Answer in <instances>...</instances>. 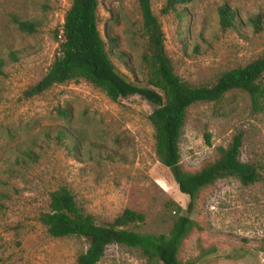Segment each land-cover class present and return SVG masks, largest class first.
<instances>
[{
	"label": "rangeland",
	"instance_id": "rangeland-1",
	"mask_svg": "<svg viewBox=\"0 0 264 264\" xmlns=\"http://www.w3.org/2000/svg\"><path fill=\"white\" fill-rule=\"evenodd\" d=\"M71 1L0 0V264L76 263L88 241L53 238L37 219L47 208L48 192L61 185L98 223L128 208L144 215L142 223L130 226L134 230L167 233L176 217L174 204L186 213L188 197L155 155L149 103L137 95L113 101L84 79L24 96L58 54L55 32ZM164 3L150 0L166 55L189 85H211L222 72L264 52V27L255 32L248 20L259 14L264 26V0H192L166 15L160 12ZM221 6L235 11L234 27H220ZM96 15L105 42L108 35L115 39L116 70L145 84L148 42L139 0H98ZM15 19L39 25L28 34ZM239 132V158L258 166L262 178L243 185L227 177L201 191L190 213L199 227L183 241L182 261L264 264V110L254 112L249 96L238 90L218 102L190 106L179 139L180 162L188 171L198 170ZM97 264L148 263L137 250L113 244Z\"/></svg>",
	"mask_w": 264,
	"mask_h": 264
},
{
	"label": "trees",
	"instance_id": "trees-1",
	"mask_svg": "<svg viewBox=\"0 0 264 264\" xmlns=\"http://www.w3.org/2000/svg\"><path fill=\"white\" fill-rule=\"evenodd\" d=\"M190 1L165 0L160 12L164 15L178 13L179 6ZM97 5L98 0L71 1L61 28L55 32V37L59 38L58 54L45 74L24 91V96L32 98L54 85L84 79L113 101L137 95L149 103L152 110L148 120L153 128L155 155L169 170L178 190L188 197L186 213L174 204L176 217L167 233L134 230L130 226L142 223L144 215L128 208L111 221L98 223L93 214L77 205L71 191L61 185L48 192L47 208L37 219L53 238L75 236L88 241V247L77 256L75 264H97L113 244L137 250L148 264H196L199 257L182 261L179 252L188 234L199 227L190 213L201 191L227 177L248 185L260 180L262 174L258 166L240 160L241 132L235 134L226 147H217V157L212 161L195 171L184 169L180 162L179 139L187 109L199 102H218L226 93L238 90L249 96L254 112L263 111L264 52L243 66L222 72L211 85H189L175 74L166 55L164 34L150 0H139L142 30L148 42V51L143 54L146 82L140 85L116 70L111 58L116 55L115 39L108 35L105 42L102 38L97 27ZM218 17L224 30L236 24V13L228 6L218 9ZM248 20L255 32L263 29L259 14ZM14 22L19 30L28 34L34 33L39 25L35 19H15ZM3 66L4 61L0 59V75ZM62 115L67 116V112ZM72 147L77 149L76 142ZM24 155H31V151Z\"/></svg>",
	"mask_w": 264,
	"mask_h": 264
},
{
	"label": "built area",
	"instance_id": "built-area-1",
	"mask_svg": "<svg viewBox=\"0 0 264 264\" xmlns=\"http://www.w3.org/2000/svg\"><path fill=\"white\" fill-rule=\"evenodd\" d=\"M60 32H62V31H60Z\"/></svg>",
	"mask_w": 264,
	"mask_h": 264
}]
</instances>
